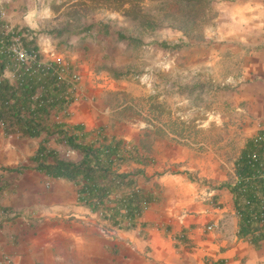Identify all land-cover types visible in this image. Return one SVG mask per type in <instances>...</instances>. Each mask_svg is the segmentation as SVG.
<instances>
[{
	"label": "rangeland",
	"instance_id": "obj_1",
	"mask_svg": "<svg viewBox=\"0 0 264 264\" xmlns=\"http://www.w3.org/2000/svg\"><path fill=\"white\" fill-rule=\"evenodd\" d=\"M263 7L264 0H204L197 8L200 23L189 24L188 33L176 27L183 19L170 0L145 1L151 26L90 0H21L18 9L22 20L29 17L45 57L55 50L81 74L78 99L90 91V121L102 124L90 127L93 135L101 131L138 145L152 158L146 183L174 204L191 191L232 182L242 147L264 125L253 107L264 98V71L250 69L252 51L264 53L253 46L264 42L255 27L264 23ZM90 24L94 29H86ZM163 40L187 45L154 44ZM175 174L186 180L154 181Z\"/></svg>",
	"mask_w": 264,
	"mask_h": 264
},
{
	"label": "crops",
	"instance_id": "obj_2",
	"mask_svg": "<svg viewBox=\"0 0 264 264\" xmlns=\"http://www.w3.org/2000/svg\"><path fill=\"white\" fill-rule=\"evenodd\" d=\"M20 1L3 0L6 14L1 23L32 29L27 24L29 17L27 21L20 17ZM255 27L264 33V23ZM258 43L253 46L264 48V42ZM252 54L250 69L262 73L264 53L254 50ZM84 96L77 97L65 114L55 115L54 120L69 126L81 124L88 131L100 127L102 124L90 121V91ZM253 107L255 115L264 118V98ZM260 129L264 125L257 131ZM43 136L8 135L0 125V165L12 169L23 166L22 160L31 159ZM139 169L142 172L135 176L137 184L155 194L157 200L150 203L133 228L113 226L101 212L81 203L79 187L72 181L35 169L9 173L0 206L13 216L0 227V264H6L2 260L5 256L15 264H264V240L256 245L239 236V215L230 189L214 186L209 192H200L206 196L191 191L185 199L170 204L160 200L164 197L160 190L146 183L154 173L149 164L121 166L125 172ZM164 179L153 180L170 185L186 180L182 174Z\"/></svg>",
	"mask_w": 264,
	"mask_h": 264
},
{
	"label": "trees",
	"instance_id": "obj_3",
	"mask_svg": "<svg viewBox=\"0 0 264 264\" xmlns=\"http://www.w3.org/2000/svg\"><path fill=\"white\" fill-rule=\"evenodd\" d=\"M146 0H90L94 5L120 10L135 19H144L147 25L155 21L143 13ZM180 8L182 23L177 28L188 33L189 24L195 25L199 17L197 8L204 0H170ZM202 21L205 16H202ZM0 19V26H3ZM200 23V22H199ZM199 23L196 25L198 26ZM90 24L86 29H94ZM109 26L103 24L102 28ZM23 31L33 32L22 28ZM1 31V30H0ZM122 40L142 44L138 37L119 33ZM28 39V40H27ZM38 34L32 39L24 38L29 49H37ZM164 49H176L187 45L185 42L172 43L166 40L155 42ZM0 73L3 70L0 58ZM71 82L53 71L42 75H25L21 81H0V116L6 134L42 137L31 164L15 169L0 165V196L5 190L9 173L35 169L52 178H63L79 187V201L119 228H133L137 219L156 195L140 187L135 172L121 171V166L135 162L148 165L152 160L136 144H129L123 138L106 137L101 131L96 135L81 124L69 126L65 121H55L53 116L67 111L74 102ZM38 93L37 99L33 98ZM65 114V113H64ZM93 135V136H92ZM51 141L62 147L52 146ZM65 150L74 151L77 157H66ZM235 179L224 182L218 188H228L233 194L239 215V236L260 244L264 240V129L249 138L242 147L235 162ZM0 210L9 211L0 206ZM0 220V227L3 224ZM7 220V219H6Z\"/></svg>",
	"mask_w": 264,
	"mask_h": 264
},
{
	"label": "built area",
	"instance_id": "obj_4",
	"mask_svg": "<svg viewBox=\"0 0 264 264\" xmlns=\"http://www.w3.org/2000/svg\"><path fill=\"white\" fill-rule=\"evenodd\" d=\"M5 14L6 11L3 6V0H0L1 20L4 18ZM0 30V58L1 56L4 57V60L2 61L3 70L0 73V81L3 78H6L10 82H19L25 75H42L50 70L61 74V76L71 82L72 85L70 90L73 91L75 100L77 99V84L82 79L81 74L73 70L69 62H66V60H64V58L55 50L50 51V54L48 55L49 58H46L44 55L45 49L41 50L40 43L38 42L39 37L37 39L38 48L29 49L25 44L24 38L29 37L32 39V37L36 35V32H26L23 31L22 28L18 29L8 24L0 26ZM37 96L38 93L35 94L33 98L37 99ZM0 125L3 126L1 116ZM10 216H13L12 212L0 210V220L5 218L3 224ZM211 228L212 226L210 225L209 229ZM2 260L6 264H15L9 256H5Z\"/></svg>",
	"mask_w": 264,
	"mask_h": 264
}]
</instances>
